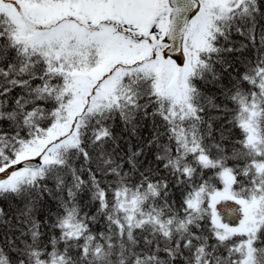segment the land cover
Returning <instances> with one entry per match:
<instances>
[{
  "label": "snow or ice",
  "instance_id": "1",
  "mask_svg": "<svg viewBox=\"0 0 264 264\" xmlns=\"http://www.w3.org/2000/svg\"><path fill=\"white\" fill-rule=\"evenodd\" d=\"M0 264H264V0H0Z\"/></svg>",
  "mask_w": 264,
  "mask_h": 264
}]
</instances>
